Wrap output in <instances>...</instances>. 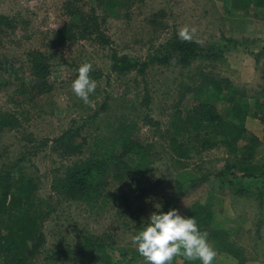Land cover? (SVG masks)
<instances>
[{"label": "rangeland", "instance_id": "1", "mask_svg": "<svg viewBox=\"0 0 264 264\" xmlns=\"http://www.w3.org/2000/svg\"><path fill=\"white\" fill-rule=\"evenodd\" d=\"M69 1L0 0V15L15 21L11 29L0 26V58L17 61L19 74L26 76L27 53L54 56L52 89L32 101L15 94L20 81L12 73L0 82V113L11 114L19 124L16 130H0V169L18 160L37 172L34 191L41 201L44 245L29 264H103L99 250L82 248L84 238L102 240L117 264H145L132 237L157 205L162 211L179 193L176 182L184 184V195L174 209L185 216L193 202L206 203L217 216L216 227L228 229L235 246L244 250L245 264H264V180L222 183L217 174L229 159L223 145L202 150L187 146V155L180 157L167 140L187 113L196 122L193 89L202 73L229 79L250 105L264 101V7L235 10V0H137L127 9L102 13L92 0H82L75 6L85 13L91 6L97 10L110 45L85 39L58 47L54 35L69 21L64 7ZM185 25L197 29L193 42L214 48L218 58L195 60L185 68L153 65L144 77L137 69L111 71L112 53L146 61L174 33L179 37ZM85 62L100 75L90 104L73 93L67 80ZM244 127L259 140L254 161L264 165V124L248 117ZM69 128L85 139L80 154L64 155L52 143ZM126 138L139 141L143 149L122 156ZM97 159L98 166L105 165L99 174L94 170L97 181L104 182L100 195L69 198L53 188L74 166H90ZM215 262L237 260L221 252Z\"/></svg>", "mask_w": 264, "mask_h": 264}, {"label": "trees", "instance_id": "2", "mask_svg": "<svg viewBox=\"0 0 264 264\" xmlns=\"http://www.w3.org/2000/svg\"><path fill=\"white\" fill-rule=\"evenodd\" d=\"M79 1L82 0H71L65 3V15L69 21L55 33L54 44L63 47L67 42L93 39L100 45L109 46L110 41L101 30L97 10L91 6L86 13L82 12L75 6ZM92 1L102 13H107L127 9L137 0ZM235 1L237 2L233 7L235 10H244L250 6L264 7V0ZM14 22V19L0 15L1 27L11 29ZM53 58V55H45L40 51H30L26 55V76H24L25 73L19 74L17 61L0 58V82H5V77L12 73L20 81L15 94L23 97V100L32 101L52 89L54 67L51 60ZM110 58L112 72L120 74L137 69L138 74L144 77L145 70L153 65L168 66L174 63L185 68L195 60L215 59L218 55L214 48L202 47L196 42L183 41L174 33L154 54L149 55L146 61L139 62L127 56H118L116 53H112ZM77 75L78 72L75 70L67 79L68 82H72ZM90 76L97 80L100 75L98 71H92ZM262 78L264 80V73ZM193 91L198 104L195 113L196 122L191 120L192 113H187L188 117L179 119L172 126V131L167 136L171 149L178 156L184 157L189 151L187 146H190L192 150H202L220 144L226 148L229 155L225 170L217 174L220 182L229 180L227 182L231 185L255 179L264 180V165L254 161L259 140L252 135L248 136V131L244 127L248 117L264 124V101L250 105L244 100V93L236 91L229 79L213 74L202 73L201 83ZM143 99L144 104L147 105L149 102L147 92ZM18 127V120L15 117L0 113V130L11 131ZM122 141H124L121 147L122 156L132 152L133 148L139 149L138 152L143 149L137 140L126 138ZM84 142L85 139L80 137L77 129L74 128H69L61 136L52 140L55 149L61 150V153L68 156L80 154ZM98 164L97 159L90 166L89 163L74 166L64 180L55 182L53 188L61 190L69 198L78 199L83 196L84 199L86 195L87 199H91L100 195L104 182L97 181L98 177L94 170H97L99 174L105 169V165L101 163L98 166ZM36 173L32 165H21L18 160L0 169V264H29V259L44 245V235L41 232L42 216L38 213L37 205L41 201L36 199L37 195L34 191ZM176 185L179 193L165 204L163 212L174 209L180 197L184 195L182 190L184 184L176 182ZM245 192L242 189L239 191L242 195ZM261 198L262 194L257 196V199L261 200ZM185 217H194L199 229L202 232H208V240L218 253L223 252L233 256L237 260L236 264H245L244 250L235 246L228 229L216 227L214 220L217 216L210 206L203 202H193L187 207ZM82 248L99 250L100 253L97 256L104 258L103 264H117L106 252L100 239H94V242H91L89 238H84ZM125 255L128 256V250L125 251ZM122 256L127 262V257ZM177 260L182 258L178 257ZM215 263L214 260L213 264ZM173 264H176V261ZM183 264H201V262L183 260Z\"/></svg>", "mask_w": 264, "mask_h": 264}, {"label": "clouds", "instance_id": "3", "mask_svg": "<svg viewBox=\"0 0 264 264\" xmlns=\"http://www.w3.org/2000/svg\"><path fill=\"white\" fill-rule=\"evenodd\" d=\"M196 32L195 27L185 25L178 35L183 41L193 42ZM92 70L91 63L81 64L71 84L73 93L85 104L91 103L89 97L97 88V82L90 76ZM156 207L143 230L131 240L145 264H173L178 257L182 258L178 264H183V260L213 264L218 253L208 240V232L199 229L196 219L182 216L178 209L163 212L161 205Z\"/></svg>", "mask_w": 264, "mask_h": 264}]
</instances>
